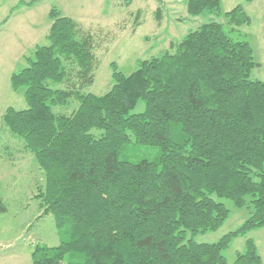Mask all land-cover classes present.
<instances>
[{
  "label": "trees",
  "instance_id": "obj_1",
  "mask_svg": "<svg viewBox=\"0 0 264 264\" xmlns=\"http://www.w3.org/2000/svg\"><path fill=\"white\" fill-rule=\"evenodd\" d=\"M221 5L188 0L187 10L220 14ZM226 16L234 28L251 24L242 5ZM50 17L49 43L11 76L28 108L0 119L44 172L41 216L52 214L60 235L56 246L37 245L31 264H228L233 240L264 228V80L251 77V43L206 22L130 74L113 62L112 87L96 95L95 35L56 7ZM73 101L72 113L56 112ZM130 145L160 155L131 161L122 157ZM223 198L250 216L219 241L198 242L230 216ZM235 263L263 264L253 239Z\"/></svg>",
  "mask_w": 264,
  "mask_h": 264
},
{
  "label": "rangeland",
  "instance_id": "obj_2",
  "mask_svg": "<svg viewBox=\"0 0 264 264\" xmlns=\"http://www.w3.org/2000/svg\"><path fill=\"white\" fill-rule=\"evenodd\" d=\"M0 0V119L8 107L28 108L24 89L15 91L13 73L27 66L37 46L49 43L47 34L53 20L50 11L58 8L64 16L78 20L96 37L98 69L95 83L88 91L102 95L112 87L116 62L121 71L130 74L138 61L160 55L179 43L190 31L209 21L224 25L235 40H247L254 49L259 65L252 78L264 80V0H221L220 14L205 12L191 16L188 0ZM242 5L251 17V24L233 27L226 14ZM77 103L57 107L56 112L70 114ZM144 109L140 102L135 112ZM159 146H128L122 157L131 161L155 160ZM0 184L6 211L0 213V264H31L34 248L56 246L60 235L52 214L42 215L39 186L45 184V174L36 157L24 147L0 121ZM230 216L216 231L196 236L198 242H217L238 229L250 216L248 207L239 208L223 198ZM251 238L258 247L264 264V228L250 231L233 240L225 251L228 264H236L238 253L247 249Z\"/></svg>",
  "mask_w": 264,
  "mask_h": 264
}]
</instances>
